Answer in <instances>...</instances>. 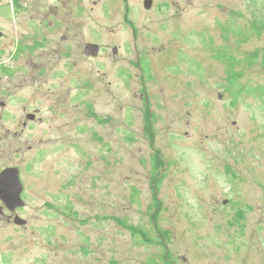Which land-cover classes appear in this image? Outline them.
Returning a JSON list of instances; mask_svg holds the SVG:
<instances>
[{
	"label": "rangeland",
	"instance_id": "rangeland-1",
	"mask_svg": "<svg viewBox=\"0 0 264 264\" xmlns=\"http://www.w3.org/2000/svg\"><path fill=\"white\" fill-rule=\"evenodd\" d=\"M28 1V29L0 13V170L24 169L28 221L0 202V264H171L164 242L174 264H264V0H130L135 29L103 0L67 42L37 27L57 0Z\"/></svg>",
	"mask_w": 264,
	"mask_h": 264
},
{
	"label": "flooded vegetation",
	"instance_id": "flooded-vegetation-1",
	"mask_svg": "<svg viewBox=\"0 0 264 264\" xmlns=\"http://www.w3.org/2000/svg\"><path fill=\"white\" fill-rule=\"evenodd\" d=\"M120 2H122L124 4V10H125V14H124V21H127L129 26L132 27L133 29H135V26L133 24V21L131 20V7L129 5L130 0H120ZM143 15L142 14H138L137 17L139 16H147L148 14L152 13L156 8V3L157 0H143ZM104 7V3L103 0H89L88 4L85 5L84 3H81L80 1H74V0H57V6L54 9V13H51L50 11H47L44 13V17L43 20H41V23L39 26L37 27H45V28H53L54 23L57 20V37L60 36L61 41L63 42H67L71 36L72 33L70 34H59V30L63 29L66 25L68 26V28L70 29L72 27V23L74 22L73 28L72 30L76 27L77 24V20H82L81 18L83 16H88L89 18H92V16L95 14V12H98L100 9H102ZM12 9V11L15 13L17 12V15H19V18L22 17L24 19V22L19 21L20 23L17 25H21L24 28L29 27L30 22L35 21L36 19L40 18L39 14H35L36 11V7L33 5L32 2L28 1V0H0V13H4V14H8L10 12V10ZM24 9H28L31 11V16L29 17L28 15H22L20 16V12H22ZM6 33L4 31V29L1 27L0 24V43H2V41L5 39ZM19 35H17L16 37H18ZM8 37V36H7ZM17 41L21 42L20 39H17ZM88 45H97L96 43H88L84 49V54L87 57L90 58H97L99 56L100 53V46H99V52L96 56L93 55H88L86 53L87 47ZM117 49V48H115ZM114 49V50H115ZM29 49L26 45H19L16 46V50L15 52L17 53H25L27 52ZM117 53H118V49H117ZM117 53L114 52V54L116 55ZM14 54V53H13ZM13 54H10V58H13ZM101 56V54H100ZM8 67L6 65H4V63H0V70H3L2 73L5 74L7 77H9L12 72L7 69ZM0 107L2 109H6L7 107V103H5L4 101H0ZM25 111V109H24ZM37 114L36 113H27L26 115V119L27 121H22V123H20L19 128L16 131H13L10 128H7L5 130H1L5 133L10 134L11 132L15 133L16 135L26 131V129L29 127V122H35L37 120ZM33 117V118H32ZM101 123H103L104 121L102 119H98ZM17 137V136H16ZM30 150H32V148H30ZM9 168H17L20 172V180L23 186V191L21 193V198L24 201L25 205L22 207H18L16 208L14 211H12L11 209H9L5 203L0 199V202L2 203L1 206V212L2 214H7L10 213V215H8V220L11 222H14L15 217L19 216L20 211H22L23 209H25L27 207V202H26V193H25V183L23 181V170L21 169L19 166H9L6 168H3L0 170V175L7 169ZM27 198V197H26ZM226 202V201H225ZM23 219V217H21ZM25 220V219H24ZM27 221V220H26ZM28 221L26 223L27 226ZM16 226H18L17 224H15ZM23 227V226H20ZM165 250H166V260L169 262H171V264H174V262L171 260V256H170V250L167 247V245L165 244V242L163 243Z\"/></svg>",
	"mask_w": 264,
	"mask_h": 264
},
{
	"label": "water",
	"instance_id": "water-1",
	"mask_svg": "<svg viewBox=\"0 0 264 264\" xmlns=\"http://www.w3.org/2000/svg\"><path fill=\"white\" fill-rule=\"evenodd\" d=\"M98 52L99 46L88 45L86 50L88 55L96 56ZM114 52L117 53V49ZM22 191L23 186L20 180V172L17 168H9L0 175V199L12 211L25 205L21 198ZM14 222L18 226H24L27 223L26 220L19 216L15 217Z\"/></svg>",
	"mask_w": 264,
	"mask_h": 264
},
{
	"label": "trees",
	"instance_id": "trees-1",
	"mask_svg": "<svg viewBox=\"0 0 264 264\" xmlns=\"http://www.w3.org/2000/svg\"><path fill=\"white\" fill-rule=\"evenodd\" d=\"M158 166H159V163H156V166H155V167L158 168ZM132 232H133V233H137V231L134 230L133 228H132Z\"/></svg>",
	"mask_w": 264,
	"mask_h": 264
}]
</instances>
